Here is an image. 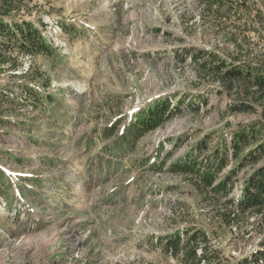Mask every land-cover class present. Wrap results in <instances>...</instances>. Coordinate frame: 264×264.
<instances>
[{
  "label": "rangeland",
  "instance_id": "1",
  "mask_svg": "<svg viewBox=\"0 0 264 264\" xmlns=\"http://www.w3.org/2000/svg\"><path fill=\"white\" fill-rule=\"evenodd\" d=\"M7 1L2 17L33 23L52 50L13 51L19 67L0 70L12 101L0 111V264H179L158 236L187 227L205 230L229 264L264 249L263 219L225 226L188 176L168 170L196 142L206 158L262 114L238 82L191 53L264 64V0ZM157 97L180 110L134 138L106 175L97 163L113 162L126 124ZM239 100L250 111H228ZM251 168L232 175L236 196ZM43 232L54 236L40 249Z\"/></svg>",
  "mask_w": 264,
  "mask_h": 264
},
{
  "label": "trees",
  "instance_id": "2",
  "mask_svg": "<svg viewBox=\"0 0 264 264\" xmlns=\"http://www.w3.org/2000/svg\"><path fill=\"white\" fill-rule=\"evenodd\" d=\"M204 5L212 7L225 1L238 8L244 1L235 0H202ZM9 1L3 0L1 9L10 7ZM235 3V4H234ZM8 10H6L7 12ZM52 45L43 36L33 23L22 20L8 21L0 14V70H15L19 67L14 58L13 51L33 54L37 51L51 52ZM194 52V51H193ZM191 61L199 67L207 68L210 73L220 74L226 80L237 83L242 90L254 98L255 102L262 104L264 108V64H257L247 60L223 61L213 52L191 53ZM208 63V64H207ZM25 74V73H23ZM7 86L0 83V111L8 109L12 101L8 99ZM170 102L167 97H157L152 103L141 107L130 121L117 141L120 151L128 149L134 138L157 127L159 123L177 113L180 109L178 103L169 109ZM250 106L245 101L232 102L229 106L231 112L250 111ZM178 108V109H176ZM176 111V112H175ZM264 110L262 114L246 123H239L230 132L229 142L219 138L222 145L214 146L206 158L202 155L208 151V147L202 141L190 146L177 159L168 163V170L182 176H188L191 184L198 193L209 199L215 216L225 226L238 227L246 218L254 215L260 217L264 226ZM207 134V138L213 140L217 136ZM168 139V141H174ZM164 142H162L163 144ZM201 156V158H199ZM229 160L232 166L222 172ZM165 159L158 165L150 163L148 168L162 169ZM252 166L246 172L240 185V193H233L231 177L237 170ZM258 226V225H257ZM208 234L201 228L187 227L182 231L174 230L165 236H158L164 252L176 258L179 264H229L221 251L210 243ZM263 243V242H262ZM261 243V244H262ZM86 264V263H84ZM234 264H264V249L257 248L248 254L235 258Z\"/></svg>",
  "mask_w": 264,
  "mask_h": 264
},
{
  "label": "bare ground",
  "instance_id": "3",
  "mask_svg": "<svg viewBox=\"0 0 264 264\" xmlns=\"http://www.w3.org/2000/svg\"><path fill=\"white\" fill-rule=\"evenodd\" d=\"M42 237L40 238L38 245L40 246V249L44 248L46 246V239L48 236H54V233L49 232V235L46 232L41 233ZM56 236V235H55ZM22 241H26V238Z\"/></svg>",
  "mask_w": 264,
  "mask_h": 264
},
{
  "label": "built area",
  "instance_id": "4",
  "mask_svg": "<svg viewBox=\"0 0 264 264\" xmlns=\"http://www.w3.org/2000/svg\"><path fill=\"white\" fill-rule=\"evenodd\" d=\"M20 205V204H19Z\"/></svg>",
  "mask_w": 264,
  "mask_h": 264
}]
</instances>
